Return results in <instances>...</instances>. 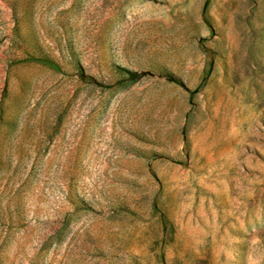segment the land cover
<instances>
[{
  "label": "rangeland",
  "instance_id": "rangeland-1",
  "mask_svg": "<svg viewBox=\"0 0 264 264\" xmlns=\"http://www.w3.org/2000/svg\"><path fill=\"white\" fill-rule=\"evenodd\" d=\"M0 264H264V0H0Z\"/></svg>",
  "mask_w": 264,
  "mask_h": 264
}]
</instances>
